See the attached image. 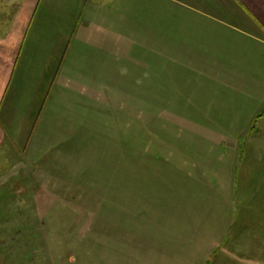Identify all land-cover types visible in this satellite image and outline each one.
<instances>
[{"label":"rangeland","instance_id":"rangeland-1","mask_svg":"<svg viewBox=\"0 0 264 264\" xmlns=\"http://www.w3.org/2000/svg\"><path fill=\"white\" fill-rule=\"evenodd\" d=\"M140 72L0 156V264H264L262 111Z\"/></svg>","mask_w":264,"mask_h":264},{"label":"crops","instance_id":"crops-1","mask_svg":"<svg viewBox=\"0 0 264 264\" xmlns=\"http://www.w3.org/2000/svg\"><path fill=\"white\" fill-rule=\"evenodd\" d=\"M174 68L263 111L264 0H0V156L73 120L74 103Z\"/></svg>","mask_w":264,"mask_h":264},{"label":"trees","instance_id":"trees-1","mask_svg":"<svg viewBox=\"0 0 264 264\" xmlns=\"http://www.w3.org/2000/svg\"><path fill=\"white\" fill-rule=\"evenodd\" d=\"M262 116H264V110L262 111V113H260V114L257 115V118H260V117H262ZM257 118L255 119V122H256ZM252 128L255 129V123H254V125H253Z\"/></svg>","mask_w":264,"mask_h":264}]
</instances>
